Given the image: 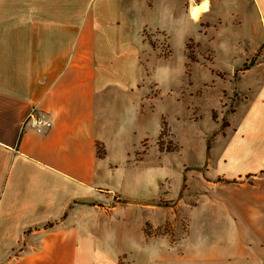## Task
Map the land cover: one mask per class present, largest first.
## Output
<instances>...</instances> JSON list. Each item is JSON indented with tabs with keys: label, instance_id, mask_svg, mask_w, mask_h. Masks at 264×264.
Segmentation results:
<instances>
[{
	"label": "crops",
	"instance_id": "obj_1",
	"mask_svg": "<svg viewBox=\"0 0 264 264\" xmlns=\"http://www.w3.org/2000/svg\"><path fill=\"white\" fill-rule=\"evenodd\" d=\"M182 17L197 23L182 15L181 0H0V264H179L185 256L189 264H264V71L247 84L237 130L212 146L208 161L220 159L219 169L206 162L190 178L200 188L188 194L189 210L153 207L164 218L144 219L135 234L117 216L123 203L112 189L134 179L132 136L148 100L137 93L142 47L134 48L131 21H141L140 35ZM206 17L215 18L209 9L199 20ZM226 19L252 54L264 39V0H236ZM262 68L239 72L237 90ZM33 108L51 130L23 126ZM165 227L172 234L156 236ZM205 227L224 230L196 231Z\"/></svg>",
	"mask_w": 264,
	"mask_h": 264
},
{
	"label": "rangeland",
	"instance_id": "obj_2",
	"mask_svg": "<svg viewBox=\"0 0 264 264\" xmlns=\"http://www.w3.org/2000/svg\"><path fill=\"white\" fill-rule=\"evenodd\" d=\"M193 1L181 0L182 15L187 17ZM196 2L206 4L215 18L206 17L195 26L183 17L176 24L160 20L168 31L145 27L140 35L141 21H131L134 48L142 47L141 63H134V75L141 80L137 93L140 96L148 92V100L143 99V117L138 119L136 135L132 136L137 162L127 172L133 171L134 179L118 180L112 190L123 203L117 216L131 221L133 234L144 219L164 218L153 207L179 203L181 214L189 210L188 194L200 188L196 180L191 185L190 178L206 172L212 146L219 150L221 142L228 141L237 130V122H241L236 111L242 110L250 97L247 84L259 74L263 76V68L258 74L245 76L237 90L239 72L244 66L253 59L264 63V39L250 55L246 54L250 49L243 42L234 40L232 34L240 30L239 26L226 18L234 14L236 0H222V4L220 0ZM209 165L212 171L218 170L220 159ZM143 230L150 232L147 226ZM223 230L196 228L203 236L222 235ZM197 232L195 236H199ZM167 233L172 234V228L155 230L156 236ZM179 264H189L187 256L179 258Z\"/></svg>",
	"mask_w": 264,
	"mask_h": 264
},
{
	"label": "built area",
	"instance_id": "obj_3",
	"mask_svg": "<svg viewBox=\"0 0 264 264\" xmlns=\"http://www.w3.org/2000/svg\"><path fill=\"white\" fill-rule=\"evenodd\" d=\"M23 126H27L42 134L53 128V122L47 115L39 113L36 108H33L25 118Z\"/></svg>",
	"mask_w": 264,
	"mask_h": 264
},
{
	"label": "bare ground",
	"instance_id": "obj_4",
	"mask_svg": "<svg viewBox=\"0 0 264 264\" xmlns=\"http://www.w3.org/2000/svg\"><path fill=\"white\" fill-rule=\"evenodd\" d=\"M207 11H208V6L206 4H198L191 8L190 15L194 21H198L202 13Z\"/></svg>",
	"mask_w": 264,
	"mask_h": 264
},
{
	"label": "trees",
	"instance_id": "obj_5",
	"mask_svg": "<svg viewBox=\"0 0 264 264\" xmlns=\"http://www.w3.org/2000/svg\"><path fill=\"white\" fill-rule=\"evenodd\" d=\"M257 63V60L256 59H253L250 61V64L249 65H245L244 66V69L243 70H248L250 69V67L254 66L255 64ZM242 70V71H243ZM264 173V172H263ZM226 183H236V181H231V182H226ZM52 224H48L46 225V227H51ZM29 232V231H28Z\"/></svg>",
	"mask_w": 264,
	"mask_h": 264
}]
</instances>
